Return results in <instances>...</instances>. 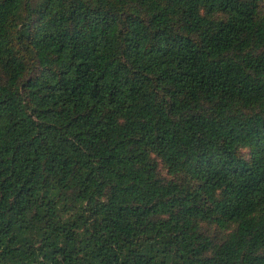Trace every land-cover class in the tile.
<instances>
[{
  "label": "trees",
  "instance_id": "1",
  "mask_svg": "<svg viewBox=\"0 0 264 264\" xmlns=\"http://www.w3.org/2000/svg\"><path fill=\"white\" fill-rule=\"evenodd\" d=\"M0 264H264V0H0Z\"/></svg>",
  "mask_w": 264,
  "mask_h": 264
}]
</instances>
